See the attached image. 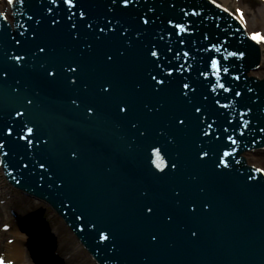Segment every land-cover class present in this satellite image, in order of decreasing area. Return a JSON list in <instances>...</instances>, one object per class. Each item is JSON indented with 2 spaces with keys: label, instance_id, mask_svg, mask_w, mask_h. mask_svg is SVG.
<instances>
[{
  "label": "water",
  "instance_id": "water-1",
  "mask_svg": "<svg viewBox=\"0 0 264 264\" xmlns=\"http://www.w3.org/2000/svg\"><path fill=\"white\" fill-rule=\"evenodd\" d=\"M109 2L112 0L91 1L92 8H98L97 16L86 13V20H98L99 26L94 25L93 31L81 21L78 39L76 30H70L72 21L67 20L66 6L55 9L49 0H41L40 4L27 0L25 11L19 14L20 32H10L7 25L1 28L0 130L14 125L16 132L22 122H27L34 127L37 144L35 149H28L25 141L8 138L9 155L4 157L12 166L10 178L29 190L34 187L65 214L101 264H264V233L258 227L264 225V184L245 168L241 174L234 162L226 161L229 166L224 169L216 167L218 161L210 154L209 158H200L199 145L203 143L209 150L212 142L203 135L199 136L200 142L193 139L192 132L196 135L204 125L198 120L199 113L189 109L191 104L181 91V64L186 65L183 73L188 71L186 77L196 86L199 80L206 83L216 74L212 62L218 60L224 46L229 48L232 43L223 16L200 0L188 4L193 9L186 11L182 4L168 9L164 0H151L152 5L146 0L139 12V0L128 9H123L122 0H117L116 5ZM115 6L121 8L120 13L115 11L116 18L124 28L131 29L127 35L123 29L115 35L99 33V27L113 19L110 9ZM49 7L54 8V17L47 13ZM149 7L156 8L154 16L149 13L155 22L144 25L141 15ZM53 19L60 20V24L51 26ZM35 20L41 24L37 26ZM177 24H181L183 32L174 27ZM112 26L108 25L106 32ZM25 30L26 36L31 33L30 38L20 48L13 37L20 39L19 33ZM159 35L164 39H158ZM152 45L160 52L166 69L175 67L169 78L172 83L157 85L162 87L159 92L154 90L156 82L150 75L155 74ZM39 47H44L47 55L40 53L35 58L32 53ZM13 51L29 54L23 68L10 59ZM109 55L113 61L107 60ZM42 63L57 69V77L48 78L40 67ZM69 63L80 66L77 85L70 86L62 73V66ZM218 68L220 76L227 79L223 75L227 72ZM224 68L241 76L233 64ZM245 78L246 85L239 81L235 87L240 95L243 88H251V96L259 105V94L254 92L251 79ZM107 85H111L109 91L101 93V87ZM27 99L33 103L28 105ZM73 99L78 107L72 104ZM118 106H127V114ZM89 107L94 109L92 115L87 114ZM205 108V114L212 110ZM18 111L24 116H17ZM185 117L186 124L180 125L179 119ZM133 124L137 127L133 128ZM213 130L210 131L214 133ZM3 138L0 131V141ZM41 138L49 143L40 144ZM170 139L174 143H169ZM153 145H164L165 159L177 163L178 169L157 173L150 163ZM73 152L78 158H72ZM176 155L183 161L175 160ZM37 161L48 170L41 169ZM24 163L29 165L27 169ZM14 173H19L18 179ZM13 192L14 206L23 201L22 211H16L20 221L24 222V213L31 212V217L39 221L34 205L18 199L19 195L13 197ZM206 205L211 209L207 210ZM147 207H153L154 213H148ZM193 207L196 212L191 210ZM93 223L97 228L92 227ZM63 225L64 228L50 225L46 220L41 228L52 245L56 264H97L64 222ZM62 229L68 235H63ZM105 229L111 240L100 243L98 232ZM193 231L197 233L195 237ZM22 235L26 240V233ZM70 242L74 248L67 257Z\"/></svg>",
  "mask_w": 264,
  "mask_h": 264
},
{
  "label": "snow or ice",
  "instance_id": "snow-or-ice-1",
  "mask_svg": "<svg viewBox=\"0 0 264 264\" xmlns=\"http://www.w3.org/2000/svg\"><path fill=\"white\" fill-rule=\"evenodd\" d=\"M9 2H11V0H9ZM137 0H122V7L123 9H128L130 5L136 3ZM21 3H23V0H21ZM50 5L54 6L55 9H61L62 6H66L64 8V11L67 15V20L68 21H72L71 25H70V30L71 29H75L76 30V37L75 38H79V32H80V25H81V21H85L86 22V27L87 29L93 30L94 31V25L95 26H99V21L98 20H93L91 18H87L86 20V10L84 9V6L80 3V0H49ZM113 5L117 4V0H112ZM172 7L174 8L175 5L173 4ZM75 9V11H73ZM53 7H49L47 9V13L50 16H55L53 15ZM110 11H112L114 13L113 15V19L108 20L107 24L104 27H99V33L104 34V35H115L117 32H119L121 29H123L124 34L127 35V33L129 31H131L130 28H124V26L122 25V22L120 19L116 18L115 15V9H110ZM239 11V10H238ZM70 13V14H68ZM77 13H79V17H77ZM149 13H152L153 16L156 13V8L155 7H149L148 10L144 13V17H142L143 19V24L144 25H149L150 21L152 23H154L155 21L152 19V16L149 15ZM239 15L241 16V18L243 17V13L239 12ZM64 17V16H63ZM63 17H61V20L63 19ZM29 19H33L32 16H29ZM88 20H90V22H88ZM113 20L115 21V24H113ZM171 23V22H169ZM35 24L37 26H39L41 24L40 20H35ZM60 24V20H56L53 19L52 20V25L51 26H58ZM108 25H113L111 28L108 29V31L106 32V28H108ZM175 28H178L181 30V32L184 31L183 27L179 24L174 25ZM26 32L27 30H25V32H21L19 33V37L20 39H17L16 37H13V40L15 41V44L18 45L20 48L23 47L25 40L29 38V35L31 33H28V35L26 36ZM140 35H143V33L141 32ZM32 38L34 39L35 36L34 34H32ZM97 39H103V36H97ZM158 39H164L163 35H159ZM252 40L260 43V42H264V35L262 34H253L251 37ZM132 46V41H129L128 43V47ZM89 49H91L92 45L88 46ZM213 47H215L213 45ZM170 50V49H169ZM40 53H45V55H47L45 48L44 47H39L38 52H33L32 56L37 58L39 57ZM185 56L188 55L187 52L184 53ZM230 55L232 56H237L238 54L236 52H232L230 53ZM243 53H239L240 58H243ZM150 56L155 58V60L153 61L154 63V72L155 74H151V80L155 81L156 84L153 85V88L155 91L159 92L162 91V87H156L158 86H166L168 84L172 83V80L169 79L173 76L174 71H175V67L171 68V69H166L164 62L161 61V56H160V52H158L156 50V46L152 45V48L150 49ZM179 56V54L177 53V57ZM29 54L27 52H20V54H17V52L13 51L10 59L16 64L17 67L23 68L25 66V64L27 63ZM108 61H113L114 57L109 55L107 57ZM165 60H167L168 64L171 65V60H169L167 57H165ZM213 67L217 68V61H213ZM40 67L44 70L45 75L50 78V79H54L57 77L58 75V70L55 69L54 67L50 66L49 64L46 63H42L40 65ZM80 66L78 64H76L75 66H73L72 63L69 64H65L62 66V73L64 75H66V78L68 80V83L70 86L72 85H77L78 80H79V72H78V68ZM180 70H181V76H183V70H184V65L181 64L179 66ZM217 71H219V69H217ZM225 72H227V69H224ZM4 75L6 76L7 73H4ZM158 77H160L158 79ZM236 79H239V77H236ZM17 83H20L19 81ZM181 86H182V96L184 98H186V100L188 101V103L192 104L194 109H195V113H199V117L198 120L202 125H206V127L202 128V134L204 137H212L213 133L212 131H210L213 127V125L216 123L215 120H210L209 116L206 115V108L203 102L208 101L209 96L204 95L202 96V102H200L199 106H197L195 104V98L197 95V86L195 85L194 82H190L188 80L187 77H183V79L181 80ZM111 87V85H107V86H103L101 87V93H107L109 91V88ZM217 87L220 89H223L224 91H231L230 88H227L225 86L224 83H219V81H217V85L212 87L211 92L212 93H216L217 92ZM17 92L20 91L19 88L16 89ZM249 91H251V89H249ZM218 94V93H217ZM236 96H239L240 93L237 92L235 93ZM26 103L28 105H31L33 103L32 99H27ZM215 104L220 105V101L219 100H215L214 101ZM72 104L75 106H79V104L77 103L76 99L72 100ZM120 112L127 114L128 112V107L127 106H118ZM220 107H228V105L224 104V105H220ZM94 109L93 107H89L87 109V114L88 115H92ZM251 111V109H249V112ZM17 116L22 117L24 116V112L22 111H18L16 113ZM179 119V118H178ZM187 121V117L183 118V119H179V124L180 125H185ZM210 121V122H209ZM14 125H12L11 127H5L2 131L3 133V140L0 141V153H2L3 156H8L9 155V151L5 150L6 144L8 143V138L10 137H15V139L17 141H25L27 144V148L28 149H35L37 147L36 144V136H35V130L33 126H29V124L27 122H22L21 123V128L19 131L14 132ZM133 128L137 127L136 124L132 125ZM244 127H247V122L245 123ZM261 131H264V128L260 129ZM224 131H227V129H224ZM243 134V133H242ZM141 135H145V133H141ZM31 138V139H30ZM219 137L217 136L216 139H218ZM233 143H235L236 141L233 140ZM49 143L48 139L46 138H41L40 139V144L43 145H47ZM169 143H174V139H170ZM164 145H153L151 147L150 150V163L153 166L154 170L157 173H165L168 170H177L179 165L175 162H173L170 158H168V160L165 159V152H162V148H164ZM199 151L200 153H202V155L200 156L201 159L204 158H209V151L205 149L204 144L201 143L199 145ZM72 158H78V154L73 152L71 153ZM225 155H227V153H225ZM170 160V162H169ZM37 164L39 165V167L41 169H44L45 171H47L48 169L46 168L44 163H40L39 161H37ZM228 168V163L226 161L223 160V158H220L218 160V163L216 165L217 168ZM29 167V165L27 163L23 164V168L27 169ZM249 179H253L252 177H249ZM145 196H147V193H144ZM177 196L180 195L179 192L176 193ZM205 208L207 210L211 209V205H206ZM193 212H196L197 209L195 207H193L191 209ZM147 212L148 213H154V208L153 207H147ZM83 219V217H81ZM172 218L169 217V220H171ZM93 228H97L96 224H92ZM99 235V242L100 243H104V242H110L111 240V234L109 233L108 230H99L98 232ZM192 235L195 237L197 235V233L195 231L192 232ZM156 237H153V240H155ZM114 251V249H113Z\"/></svg>",
  "mask_w": 264,
  "mask_h": 264
},
{
  "label": "rangeland",
  "instance_id": "rangeland-1",
  "mask_svg": "<svg viewBox=\"0 0 264 264\" xmlns=\"http://www.w3.org/2000/svg\"><path fill=\"white\" fill-rule=\"evenodd\" d=\"M249 0H239L237 2H234V1H230V3L228 4L231 8H235L237 5L239 6H242L245 11H246V15H247V18H248V24H249V28L251 30H255V29H262L264 30V20L261 16V14H259V12L264 8V6L262 5H258V4H252L250 2H248ZM3 8V6L1 7V9ZM255 75H257L258 77H263L264 76V62H263V65H262V69L255 72ZM249 161L251 163H255L256 164V161H255V158L253 155L249 156ZM260 160H262V158L260 157ZM258 164V162H257ZM259 164H263L264 165V157H263V160L261 161V163ZM5 194L4 196H10L11 194V191H10V188L5 185L4 186V189L2 190ZM10 193V194H9ZM11 204L13 207H14V204H13V199H11ZM8 203L5 205V206H0V211L1 210H5V212L8 211ZM5 213L3 211V213H0V224L3 223V222H7V220L5 219ZM7 238H14L13 234L12 233H9V232H6L4 233L3 235L0 236V248L3 246V245H6V241H7Z\"/></svg>",
  "mask_w": 264,
  "mask_h": 264
},
{
  "label": "bare ground",
  "instance_id": "bare-ground-1",
  "mask_svg": "<svg viewBox=\"0 0 264 264\" xmlns=\"http://www.w3.org/2000/svg\"><path fill=\"white\" fill-rule=\"evenodd\" d=\"M223 1V3H227V1H229V0H222ZM259 14H261V16H262V18H263V20H264V8L259 12ZM262 57H264V55L262 54ZM262 69V68H261ZM253 74V73H252ZM254 75H255V72H254ZM255 76H257V75H255ZM263 160V159H262ZM262 160H260V158H257V157H255V161H256V164H257V162H258V164H257V166L258 167H261V165L262 164H259V163H261V161ZM1 181V180H0ZM2 183V182H1ZM7 198V197H6ZM8 200H9V198H7ZM3 200H5L6 201V199H3ZM11 203V202H10ZM10 207H12V206H10ZM7 217H9V216H7ZM11 222H13V221H11ZM15 225H13L12 227H11V229H10V231L12 232V233H15L16 232V230H15ZM18 231V233L19 234H21V232L19 231V230H17ZM26 244V240H25V238L23 237V235L21 234V236H18V240H17V242H15L13 245H11L10 247H8L9 249H8V251H9V256H10V258L12 259V260H15V261H19L21 258H22V253H21V249H22V246L23 245H25Z\"/></svg>",
  "mask_w": 264,
  "mask_h": 264
}]
</instances>
